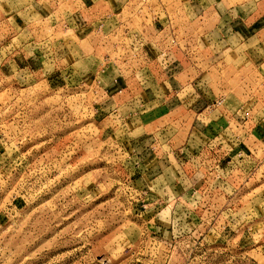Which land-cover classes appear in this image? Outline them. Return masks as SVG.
Listing matches in <instances>:
<instances>
[{
    "label": "rangeland",
    "instance_id": "obj_1",
    "mask_svg": "<svg viewBox=\"0 0 264 264\" xmlns=\"http://www.w3.org/2000/svg\"><path fill=\"white\" fill-rule=\"evenodd\" d=\"M178 2L174 27L161 34L195 40L180 45L192 71L178 108L149 113L144 124L133 119L139 107L117 118L106 108L110 84L125 65L128 80L154 83L159 45L138 46L149 58L126 63L124 30L115 35L105 21L104 59L84 85L69 88L67 71L91 64L69 67L63 58L78 51L64 21L41 29L36 44H18L33 68L37 48L44 58L56 53L37 74L6 63L17 46L14 33H2L0 264H264V142L236 156L234 117L248 114L264 133V14L258 35L239 42L218 27L217 12L239 7L246 15L264 0H194L189 13ZM22 5L33 3L0 0V10Z\"/></svg>",
    "mask_w": 264,
    "mask_h": 264
},
{
    "label": "crops",
    "instance_id": "obj_2",
    "mask_svg": "<svg viewBox=\"0 0 264 264\" xmlns=\"http://www.w3.org/2000/svg\"><path fill=\"white\" fill-rule=\"evenodd\" d=\"M149 1L148 6L146 8L143 7L142 10L137 9V0H32L33 5L31 7L24 5L17 6V9L13 11L3 8L0 10V37L3 36L2 33L7 36L8 33H14L16 39L14 41H16L17 46V49L13 52L15 54L12 55L13 59L9 58L6 63L14 62L15 68L18 70L31 71L37 74L36 71L39 69L40 62L44 60H57L56 53H49L47 54L48 57L44 58L41 50L37 48V50L31 53V59L37 65V68H33L29 65V61L24 62V56L20 57V53L24 52L23 47L18 48V44L19 46L36 44V41L40 39L41 29L54 30V28L59 26L60 21H64L66 26L68 25L69 28L73 29L74 39H76L75 46L78 48L76 53L64 52L63 58L67 59L70 63L69 67H73L72 64L75 65L79 61L82 64L84 63L85 67L87 63L88 65L89 63L91 64L85 70V73L80 74L77 71L68 70L63 79L65 80L64 85L66 87L72 88L75 85L74 83L72 84L73 81L77 84L79 82V85L81 83L84 85V80H87L88 76L92 78L93 72L97 70L96 67L100 66L105 53L104 43L106 36L103 35L105 32V21L113 25L109 31L114 32L115 35L120 29L124 30L123 40H125L124 43L127 45V50L123 58L124 61L127 60L126 63H128V60L148 59L149 57L145 55L146 53H141V49L136 48L138 46L142 48L143 44L155 43L161 47V51L167 49L169 47L167 43L169 38L167 36L164 38L161 33L166 29L167 20L172 21L170 14L178 15V7H180V3H177V0H165L167 3L164 0ZM60 2L64 4L63 9L59 8ZM193 2L194 0H186L189 7L185 12L189 13L192 10L191 3ZM238 8L225 6L219 8L217 12L221 17L218 27L223 29L226 34L231 32L236 33L235 37L240 42L255 37L262 30L260 23L264 21L261 18V13L264 14V6L258 5L259 10L248 12L246 15ZM30 11L32 13L31 17L33 16L32 20L24 16V14ZM208 12L210 13L211 10L209 9ZM192 22L188 20V27H192ZM98 23L101 24L100 27H94ZM181 25L177 23L175 29L179 30V26ZM151 32L156 33V37L149 35ZM112 41L111 39L110 42ZM194 41V39L188 37L180 41L179 35L176 36V42L179 46L168 48L167 62L162 63L161 73L155 75L157 78L153 81L154 83L148 85L146 88H142L138 81H132L131 78L127 79L126 72L128 68L125 65L124 74L116 76L110 84L113 92H111V102L109 101V105L106 108L113 112V116L117 118V116H120L119 110L139 107L141 108L140 113H138L139 116L133 117V119L138 118L139 121L141 120L140 123L143 124L146 118L149 117V113L156 112L157 114H161V112L166 110L170 111L173 108H178L175 107L178 104L176 98L182 88L186 86L182 82L186 81L187 75L191 74L192 71V67L187 63L191 57L190 52L181 54L180 45L181 43L193 44ZM113 43L115 47V42ZM111 52L105 55V57L110 56ZM155 54L159 55L158 53ZM86 72L91 73V75L86 74ZM136 92L142 94L141 98L137 101H135ZM234 117L236 118L237 130L239 132L235 135L236 140L241 143L240 148L236 152L240 153L237 155L242 156L243 152L249 149L250 142L251 144L264 142V133L261 127L255 126L250 119L244 120L241 118L242 116H239V120L238 114ZM232 121L233 119L228 116L225 122Z\"/></svg>",
    "mask_w": 264,
    "mask_h": 264
},
{
    "label": "built area",
    "instance_id": "obj_3",
    "mask_svg": "<svg viewBox=\"0 0 264 264\" xmlns=\"http://www.w3.org/2000/svg\"><path fill=\"white\" fill-rule=\"evenodd\" d=\"M147 1H149V0H137V3H138V6H137V9L138 10H142V8L143 7H145L146 8V6L145 5H147L148 6V3H147ZM147 3V4H146ZM137 5V4H136ZM166 25H171V27L173 28L174 26H172V22L171 21H168L167 20V24ZM169 38V41L167 42L169 45V47H173V46H177V42H176V36H175V33H174V31H172L171 32V36L170 37H168ZM168 47V48H169ZM168 48L167 49H163L160 53H159V59H161L160 61H159V63L162 65V63H166L167 62V57H168V54H167V50H168ZM217 103H221L220 101H218ZM243 118H244V120H248L249 119V117H248V114H245L244 116H243ZM263 126V125H262ZM263 129H264V126H263ZM237 154H240V153H237ZM236 154V156H240V155H237Z\"/></svg>",
    "mask_w": 264,
    "mask_h": 264
}]
</instances>
